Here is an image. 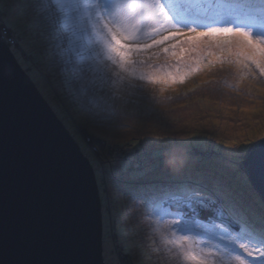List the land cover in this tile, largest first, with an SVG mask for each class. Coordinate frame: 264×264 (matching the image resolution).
I'll list each match as a JSON object with an SVG mask.
<instances>
[{
    "label": "rangeland",
    "instance_id": "374dc122",
    "mask_svg": "<svg viewBox=\"0 0 264 264\" xmlns=\"http://www.w3.org/2000/svg\"><path fill=\"white\" fill-rule=\"evenodd\" d=\"M162 2L184 14L190 24L194 20L191 26L199 33L213 24L209 17L242 23L247 10L236 6L252 0ZM16 6V0H0L2 19L9 29ZM87 16L83 10L68 14L70 27L63 44L68 47L70 39L78 50L76 58L87 69L83 86L105 109L102 124L81 111L67 93H60L59 79L35 76L29 44L13 31L18 44L10 51L94 170L102 209L104 262L185 264L171 242V232H176L191 236L198 249L213 252L209 259L214 261L236 264L233 257L239 255L245 264H264L259 258L264 249L254 248V241H243L251 255L239 247L231 256L221 251L229 239L228 235L219 239L223 230L237 237L243 221L238 217L240 209L217 184L238 149L251 148L264 139V58L252 56L235 43H223L234 41L233 37H201L199 43L190 44L195 34L181 27L184 35L131 53L127 71H120L101 54L99 37ZM172 44L177 47L172 49ZM164 48L169 51L165 53ZM114 143L123 147H113ZM245 180L249 186H243ZM235 183L246 188L258 212L263 210L247 176ZM140 186L144 189L135 196L129 194ZM150 198L160 205L158 215L150 214L145 205ZM200 200L208 202L207 210H202ZM213 210L219 213L205 214ZM249 222L257 230L264 227L259 215ZM185 225L190 232L181 231Z\"/></svg>",
    "mask_w": 264,
    "mask_h": 264
},
{
    "label": "water",
    "instance_id": "95a60500",
    "mask_svg": "<svg viewBox=\"0 0 264 264\" xmlns=\"http://www.w3.org/2000/svg\"><path fill=\"white\" fill-rule=\"evenodd\" d=\"M247 177L259 194L258 159ZM101 218L89 160L0 40V264H105Z\"/></svg>",
    "mask_w": 264,
    "mask_h": 264
},
{
    "label": "snow or ice",
    "instance_id": "6c2138e0",
    "mask_svg": "<svg viewBox=\"0 0 264 264\" xmlns=\"http://www.w3.org/2000/svg\"><path fill=\"white\" fill-rule=\"evenodd\" d=\"M16 2L17 6L9 27L29 44L28 50L32 57L35 76L59 79L60 93H67L72 97L73 102L79 104L80 110L86 111L98 124H102L106 119L105 109L95 96L90 95L89 89L83 86V76L87 69L76 58L78 50L71 46L70 39L68 47L63 44V40L67 38L65 33L70 27L69 13L78 14L81 10L88 12L87 20L91 22L95 34L99 37L101 54L120 71H127L131 53L146 51L162 45L176 35H184L179 31L181 27H187L188 33L195 34L188 41L190 44L199 43L201 37H233L236 38L234 41L229 39L223 43H235L237 48L249 50L252 56L264 58V0H259L258 4L252 0L247 5L236 6L247 10L242 23L235 24L232 21H220L215 17H209L213 20V24H210L206 31L199 33L191 26L195 23L194 20L190 24L184 14L173 12L171 5L162 0H94V2L93 0H73V2L48 0L47 3L41 0H16ZM219 24L225 26H213ZM176 47L177 44L171 45L172 49ZM163 51L167 53L169 49L164 48ZM256 67L261 68L259 63ZM261 72L264 74V68H261ZM257 159L261 169L264 170V144L238 149L217 179L218 187L233 205L240 209L238 217L243 221V227L237 237H232L226 230H223L224 234L219 237L223 240L224 235L229 236L227 244L231 247L226 246L221 250L227 256H231L236 247L251 255L248 245L243 243L245 240L254 241L252 244L254 248L264 249V227L257 230L249 222L250 217L257 215L264 220V210L258 212L249 202L244 187L235 183L238 177L243 179L250 174ZM143 189L144 186L133 187L129 194L135 196ZM258 195L264 209V188ZM199 203L202 210L208 209L207 201L200 200ZM145 205L150 214H159L160 205L155 202V198L146 199ZM168 227L165 225V228ZM181 231L190 232L191 229L185 225ZM171 236V242L179 249L185 264H231L230 260L221 262L209 259L214 253L195 247V242L189 235L171 232ZM213 247L218 246L213 245ZM233 258L236 264H245L239 255ZM259 258L264 259V251H261Z\"/></svg>",
    "mask_w": 264,
    "mask_h": 264
},
{
    "label": "built area",
    "instance_id": "2783aa9c",
    "mask_svg": "<svg viewBox=\"0 0 264 264\" xmlns=\"http://www.w3.org/2000/svg\"><path fill=\"white\" fill-rule=\"evenodd\" d=\"M1 21L2 19H1V11H0V22ZM1 29H2L1 35L4 40L8 41L11 45L17 43V40L15 39L13 33H11V31L6 26H2Z\"/></svg>",
    "mask_w": 264,
    "mask_h": 264
},
{
    "label": "clouds",
    "instance_id": "9594fccd",
    "mask_svg": "<svg viewBox=\"0 0 264 264\" xmlns=\"http://www.w3.org/2000/svg\"><path fill=\"white\" fill-rule=\"evenodd\" d=\"M0 11H1V10H0ZM2 17H3V14H2V12H1V19H2ZM2 26H6L5 23H4V21H3V19H2V21L0 22V40L3 41V42L8 46V48H9V50H10V48H12V46H15L16 44H18V40H17L16 37L14 36L15 39L17 40V43L12 44V45H11L8 41L4 40V39L2 38V35H1V30H2L1 27H2ZM6 27H7V26H6ZM7 28H8V27H7ZM8 29H9V28H8ZM9 30L11 31V33H13L11 29H9ZM15 47H16V46H15ZM13 55H14V54H13ZM89 138H90V137H89ZM90 140L92 141L91 138H90ZM95 140H96V139H95ZM104 176H105V175H104ZM103 181H104V179H103ZM103 181H102V182H103ZM105 186H106V183H105ZM103 261H104V259H103ZM104 263H105V262H104ZM105 264H106V263H105Z\"/></svg>",
    "mask_w": 264,
    "mask_h": 264
},
{
    "label": "trees",
    "instance_id": "16d2710c",
    "mask_svg": "<svg viewBox=\"0 0 264 264\" xmlns=\"http://www.w3.org/2000/svg\"><path fill=\"white\" fill-rule=\"evenodd\" d=\"M1 10V9H0ZM15 47V46H14ZM91 136V135H90ZM92 137L94 138V139H97V138H95V136H93L92 135ZM100 140V139H99ZM114 146H117V147H119V148H121V147H123V146H121V145H119L118 143H114V145H113V147ZM129 146H131V144L129 143ZM123 152V151H122ZM122 152H119V151H115V153H118V154H123ZM127 152V151H126ZM124 156H125V154H124ZM114 158V157H113ZM121 158H123V157H121ZM103 181V180H102ZM244 185L243 186H245V185H247V186H249V182L247 181V180H245V183H243ZM104 185V187H105V184H103ZM244 190H246V188L244 189ZM106 193H107V196H108V191H106ZM264 210V209H263ZM110 212V211H109ZM258 218V217H257ZM132 264H134V263H132Z\"/></svg>",
    "mask_w": 264,
    "mask_h": 264
},
{
    "label": "bare ground",
    "instance_id": "6f19581e",
    "mask_svg": "<svg viewBox=\"0 0 264 264\" xmlns=\"http://www.w3.org/2000/svg\"><path fill=\"white\" fill-rule=\"evenodd\" d=\"M212 213H209V212H205V214H207V215H211V214H213V212H217V213H219V211H216V210H213V211H211Z\"/></svg>",
    "mask_w": 264,
    "mask_h": 264
}]
</instances>
